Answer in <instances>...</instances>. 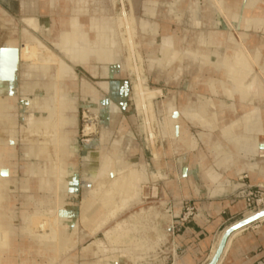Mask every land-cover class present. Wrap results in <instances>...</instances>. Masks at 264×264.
<instances>
[{
	"label": "rangeland",
	"instance_id": "1",
	"mask_svg": "<svg viewBox=\"0 0 264 264\" xmlns=\"http://www.w3.org/2000/svg\"><path fill=\"white\" fill-rule=\"evenodd\" d=\"M24 1L0 0V47L10 45L11 41L18 51L26 45L37 47L41 58L54 54L55 61L48 63L50 75L47 78L45 73L40 74L43 63L19 60L15 99L6 97L7 103H1L0 98V147L13 146L15 154L9 165L0 170V184L5 195L9 196V206L5 205L4 208L12 229L8 248L0 251V264H152L155 248L159 242L161 248L168 245L169 235L174 230L173 218H164L165 215L169 216L167 212L171 206L164 180L167 178L166 183H169L173 166L179 164L180 167L190 161L189 164H194V168L199 170L197 176L213 169L212 173H218L221 177L213 184L216 186L215 193L231 190L230 186L224 187L222 183L229 176H234L235 172L227 177L214 167V151L217 149L213 143L219 140L218 147L228 145L231 149L227 151L232 152L231 145L227 143L228 137L221 139L226 134L225 127L241 123L240 118L250 108L249 105L243 106L237 94V86L232 79L236 70L231 55L236 52L246 56L251 66L248 77L240 81L247 84L254 77L264 81L263 45L248 48V34L240 27L246 0H99L98 5L86 0L82 13H78L80 0H60L65 8L61 4L60 9L55 7L52 12L47 4L42 8L44 11H28ZM259 2L264 6V0ZM93 10L98 12V20L105 21L117 31L114 40L118 46L101 47L94 41L96 52L87 63L77 64L55 44L60 40L62 29L70 28L71 21L78 20L81 26H88L94 17ZM124 11L133 18L132 24L126 25L120 21ZM32 18L52 26L48 36L41 35L34 28L29 22ZM211 32H218L229 39L225 43L227 60L222 58V62H217L220 69L214 67L216 63L214 66L200 67L201 63L207 61L202 50L210 46ZM253 32L250 30L249 34ZM129 34L143 62L141 76L145 79L144 85L161 92L152 102V129L159 134L158 124L165 123L168 111L183 109L189 117L192 116L190 120L184 118V123L186 132L194 136L192 138L197 142L194 151H175L171 146L174 144L172 138L164 131L163 142L157 138L155 146L147 143L144 122L135 102L134 86L138 79L131 71ZM255 35H264V23ZM165 39L174 40L175 49L174 41L165 43ZM193 47H196L195 50ZM169 49L174 51L173 57L170 54L167 57ZM192 61L195 62L193 65ZM62 65L65 67L63 70L60 69ZM223 68L228 69L229 77L223 78ZM27 81L29 85L24 86ZM40 84L49 87L37 88ZM38 97L44 102L36 104L34 101ZM230 102L234 103V114H231L229 106L224 105ZM237 102L243 111L240 117L236 113ZM31 114L41 115V119L31 122ZM93 127L95 130L92 133H85L86 129ZM59 131L70 139L62 145L63 150L55 142V135ZM207 135L213 137L210 145L206 144ZM31 145L40 150L39 158L29 155ZM155 149L160 155L162 172L167 177L153 180L150 174L158 172L152 161V151ZM64 150L68 152L67 155ZM190 153L200 155L202 164L195 158L191 160ZM106 156L113 161L119 160L125 168L101 174L99 168ZM211 158L212 165L209 166ZM258 159L264 158L258 156L257 161H260ZM131 171L146 174L148 178L140 183L141 201L91 232L89 226L99 225L104 216L97 214L83 224L84 201L92 192L101 193L109 187L110 182L119 177L122 179ZM179 174L172 178L177 180ZM59 175L65 177L66 184L57 185ZM200 182L212 185L211 180ZM26 184L27 188L24 189ZM152 207L159 213L158 217L143 220L144 227L131 232L121 245H110V241L104 237L105 232L142 209L150 212ZM56 209L64 229L76 230L69 242L75 239L77 242L66 247L60 245L56 252L52 248L40 250L37 239L24 231L28 222L23 215L37 214L44 221L52 220L54 215L51 212ZM111 209L112 206L104 214ZM154 222L157 230L154 229ZM35 230L43 232L41 229ZM47 230L49 232V228ZM137 240H140L139 245ZM101 241L105 245L99 244Z\"/></svg>",
	"mask_w": 264,
	"mask_h": 264
},
{
	"label": "bare ground",
	"instance_id": "2",
	"mask_svg": "<svg viewBox=\"0 0 264 264\" xmlns=\"http://www.w3.org/2000/svg\"><path fill=\"white\" fill-rule=\"evenodd\" d=\"M80 1H81L80 3L81 5H80L78 13H82L84 11V5L86 3V0H80ZM89 1L93 5H98L99 3V0H89ZM62 2L63 1H60V0H57V2L56 0H34V1L25 0L23 4L25 5V8L28 11H35V10L41 11L43 10L42 8L44 7V5L47 4L49 5V8L51 9V12H52V10H54L55 7H58L60 9L61 8L60 5L62 4ZM62 5H63L62 8H65L64 4ZM241 9H240V12H241ZM215 12L217 11L215 10ZM97 13L98 12L96 10H93L94 17L90 19L88 26H81L79 21L75 20V21L70 22L69 29L64 28L62 29L60 33V40L57 41V43L55 44V47L59 49L64 55L72 59L74 63L85 64L90 60L94 52H96V50L94 49V46H95L94 41L98 42L101 47L109 46L110 48L111 47L114 48L118 46L116 44L117 42L115 43V40H114V37L116 36V34H118L117 31L114 29V27L112 26L110 27L108 24H106L105 21L98 20V18H96ZM132 19L133 18L131 17V15L128 16L127 13L124 11L123 16L120 18V21L122 22V24L124 23L126 25H129L132 22ZM29 22L33 24L34 28L43 36L45 35L48 36L49 34L48 31L52 29L51 28L52 26L50 27L49 23L44 24L42 23V21L37 22L34 18L30 19ZM53 23H51V25H53ZM263 23H264V6L261 5L259 0H246L245 7L242 12V19H241L240 27H242L248 34V38H249V41H247L248 48L252 49L253 47H256L257 44L264 46L263 43H260V41L257 40V36L255 35ZM250 30L251 32L252 31L254 32L249 34ZM142 31H145V29H143ZM91 34L93 35V37L91 36ZM228 40H229L228 37L223 36V34H219L218 32H214V33L211 32L210 46L202 50L204 52V55L207 58V61L204 62L203 64L201 63L200 67L205 68V66L207 67V65L214 66L215 65L214 63H216L214 67L216 69H220V66L217 65V62H220V61L222 62L223 61L222 58H225L227 60V55H226V50H225L226 48L225 46L227 45H225V43L228 42ZM172 41L174 40L165 39L164 42L171 43ZM128 42H129V49H130L129 60L132 63L131 71L134 74H136L137 79H138V82H136L134 86L135 102L138 108V113L144 122L143 128L147 133V137H146L148 141L147 143L150 142L151 145L155 146L157 138L161 139L163 142L162 131H164L165 134L168 132L169 136L172 138L174 144L171 146H173L175 151L184 152V150H187V149L188 151L189 150L194 151V148L196 147L197 142L196 140L195 141L193 140L194 136H192L189 132H186L185 123H184V118H187L190 120L192 116L189 117L190 115H187L183 109L173 108L168 111V115L165 120V123L163 125L158 124L159 134L156 133L152 129L151 127L152 125L151 123H153V118H152L153 104L152 102L155 98H157L159 94H161V92L150 90L148 87L144 85L145 79H143L142 78L143 76H141L142 71H144L142 70V67H141V64H143V62L141 63L139 54L137 53V50H136V44L134 43L131 34H129L128 36ZM175 45H176V42L174 41L173 49H175ZM0 48L1 49L2 48L17 49L13 41L10 42V45L8 43V45H4ZM195 48L196 47H193L192 49L195 50ZM169 54L171 57H173L175 53L174 51L171 52L169 49V51H167V54H166L167 57ZM231 56L233 59L232 63L235 65V70H236L234 74V78L232 79L235 85L237 86V92H238L237 94H239V98L243 101V106L249 105L250 108H249V111L246 113V115L240 118L241 123H237V124H233L231 126L225 127L224 131H226V134L223 135L221 139L224 138L225 136L228 137L227 143L230 144L232 147L231 153H229L222 146L218 147L219 140L216 141L217 144L213 143V147L214 148L216 147L217 149L214 151L216 155V159L213 162L214 167H216L219 171L223 172L224 176H227L229 174L232 175V172H235L234 169L241 170L245 168L247 173L253 172L252 170L254 169L255 166H257L256 165L257 162L254 159H256V157L258 156H261L262 153L260 149H264L263 148L264 144L260 145L264 139V109L260 108L264 102V87H263L264 81L262 82V80H260L257 77L252 78L247 84L240 81V79H244L245 76L248 77L249 73L251 72V66L246 56L236 53V52H234L233 55ZM229 58H230V55H229ZM19 60L38 61V62L43 63L44 68H40L41 69L40 74L45 73L48 78V75H50L48 63L55 61V55L51 54L48 58H41L38 53L37 47H30L29 45H26L24 48L18 51V62ZM194 63L195 62L192 61L191 65H193ZM64 68L65 67L62 65L60 69L63 70ZM19 69H20V65L17 64V69L14 75V79L12 81L0 80L1 103H7L6 97L9 98L10 96H12V100L15 99V96L18 91L17 82L19 79ZM221 74L223 78L229 77L228 69L223 68ZM29 75L31 76V74H28L27 76ZM25 78H26V74H25ZM26 85H29L28 81L25 83L24 86ZM47 87L49 86L40 84L37 88L46 89ZM39 92H42V90H40ZM34 102H36V104H39L40 102H44V99H42L41 97H38ZM1 103H0V106H1ZM24 105H28V104L24 103ZM224 105L229 106L231 108V111H232L231 114L235 113L233 102L224 103ZM40 116L41 115H38V114H31L30 121L32 122V120L41 119ZM12 123H14L13 120H12ZM239 124H241L242 126ZM94 130H95V127H93V129H86L85 133L90 134ZM185 136H188V137L186 138ZM206 138L208 140L206 144L207 145L212 144L211 141H213L212 139L213 137L211 135H207ZM69 141L70 139L66 137L65 135L61 134L60 131L56 133L55 142L57 145L62 146V145L67 144ZM182 147L185 149L181 150ZM63 149L65 148L62 146V150ZM39 151L40 150H38L35 145H31V151L29 152V155L32 157L39 158ZM63 152L66 155L68 154V152L65 150ZM199 156L200 155L198 154L190 153L191 160H194L195 158L198 163L202 164V159ZM14 157H15V154H14L13 146L11 147V146L5 145L3 147H0V170H3L6 166H8L10 159ZM243 159H247L248 163H244ZM118 161H113L108 156L102 159V162L99 168L101 170V174L102 173L110 174L118 170L119 171L123 170L125 167L122 166L120 161L119 162ZM152 161L155 167L158 169V172L151 173L150 178L155 180L158 178L160 179L163 177H167L166 174L162 172L163 166H162L160 155L157 149L152 151ZM249 161L252 162L251 165ZM262 162L264 163V159ZM193 163L196 164V162H193ZM184 166L186 169L185 168L183 169V174H182L181 179H186L188 177V173H187L188 170L194 169V164L187 165L185 163ZM147 168H148V165H147ZM212 171L213 169H211V171H203V174H201L202 176H196V177H193V179L195 181L199 180V182L200 180H204V181L211 180V184L213 185L221 177H220V174L215 173V172L213 174ZM147 180L148 178L146 177V174L144 175V174L137 173V171H131L129 174L124 176L122 179L121 177H119L118 179H115L112 183L110 182L109 187L105 189L104 191H102L101 193H97V191L92 192L91 195L87 197V199L84 201V204H85L84 206L86 207L85 209H83V212H82V216H81L82 223L86 224L88 222V219H90L91 217L97 214L99 215L102 214L104 216V219L99 225H94L93 227L89 226L90 231L95 232V230L99 226L101 227L103 224H106L108 221L116 217V215H118L120 212H123L126 209L130 208L131 206L138 204L141 201L140 199L141 197L139 193L141 192L139 191V187L141 185L140 183L145 182ZM190 180H192L191 177H190ZM64 183L66 184L67 180L65 179V177L59 175V179H57V185L58 184L63 185ZM170 183L171 182H169L168 185H171ZM102 185L103 183H101L100 186ZM172 186L174 185L172 184ZM26 188H27V184L25 185L24 189ZM114 188H116V190ZM4 192L5 190L3 189V186L0 184V230H1L0 231V251L2 249L8 248L9 236L11 235V230H12L11 226H9L10 225L9 220L6 215L7 212L5 211V208H4L5 205L9 206V203H8L9 196L5 195ZM111 206H112V209L108 211L107 214H104L105 210ZM57 212H58L57 209L55 211H52L51 213L54 215V218L52 220L46 219L45 221L44 219L39 217V215L37 214L29 215V216L23 215V219L28 222L27 223L28 225L24 228V231L26 232L28 231L30 235H32L35 239H37V247L40 250H47L48 248H52V250L56 252L58 246L60 245L66 247V246L73 245L77 242L76 239L71 240L69 242V238L74 237L76 230L74 229L73 231H66L64 229V226H62L64 224H61L60 216L58 217L56 214ZM147 213H149V216ZM158 214L159 213L153 207L150 209V212H147L144 209H142L139 213L132 214L129 217V219L123 222H117L110 230L104 233V237L108 239L107 241H110L109 243H111L110 244L111 246L112 244L114 245H118L120 243L122 244V241H124L126 237L128 238V235H130L131 232L133 233L137 232L142 227H144L143 220H145L146 218L154 219L158 217ZM164 218L167 220H170V217H168L167 215H165ZM4 226H9V227H4ZM36 228L43 230V232L41 233V231L39 230L36 231L35 230ZM46 228L47 229L49 228V232ZM154 229L157 230V226L155 222H154ZM240 230H237L236 232H234L230 236V238L233 240L239 235H241L242 231ZM157 232H159V234L162 233V231H157ZM221 239H222V236L218 237L217 240L215 241L214 248L213 250H211L212 254L210 253L211 254L210 260L213 258L221 242ZM139 243H140V240H137L138 245ZM99 244L105 245V243H103L102 241L99 242ZM141 249H140V252H141ZM58 252H61V250H58ZM223 260H224V257L221 260H219L220 262L218 261V263L221 264ZM105 264H117V263L106 262Z\"/></svg>",
	"mask_w": 264,
	"mask_h": 264
},
{
	"label": "crops",
	"instance_id": "3",
	"mask_svg": "<svg viewBox=\"0 0 264 264\" xmlns=\"http://www.w3.org/2000/svg\"><path fill=\"white\" fill-rule=\"evenodd\" d=\"M256 36L260 43L264 42V35ZM262 49L264 58V46ZM236 105L238 107L237 116L240 117L243 111L239 108V102ZM262 105L260 108L264 109V102ZM263 144L264 139L260 145ZM223 147L226 150L230 148L228 145ZM261 150L262 155L259 157L264 158V149ZM257 158L254 159L257 166L254 167L253 172L247 173L245 168L234 169L238 172L234 176H229L227 181H223L224 187H231L228 192L215 193L216 186L195 181L193 177L199 174L197 168L188 170L186 179H180L185 167H179V164L173 166L170 170L171 185H168L166 180H164V185L167 188L166 196L171 205L167 213L168 217L173 218L174 230L169 235L168 245L161 248V242H159L158 247L155 248L152 264L209 263L211 250L218 236H223L225 230L245 217L254 215L242 193L247 188L255 190L258 187H264V163L263 159L257 161ZM247 161L243 159L244 163H248ZM185 163L189 164L190 161ZM211 165L212 158L209 166ZM177 174H179L177 180L172 178ZM172 184L175 186L173 190ZM187 209L190 210L189 215H186ZM240 231H242L241 235L233 240L230 238L221 257V259L224 257L221 264H258L264 260V219ZM169 233L170 229H168Z\"/></svg>",
	"mask_w": 264,
	"mask_h": 264
},
{
	"label": "water",
	"instance_id": "4",
	"mask_svg": "<svg viewBox=\"0 0 264 264\" xmlns=\"http://www.w3.org/2000/svg\"><path fill=\"white\" fill-rule=\"evenodd\" d=\"M18 64V50L17 49H7L2 48L0 49V80L2 81H12L14 79V75L17 69ZM264 148V146H263ZM264 218V210L246 217L242 219L240 222L232 225L227 230H225L221 242L208 264H217L222 256V253L226 247V244L230 238V236L246 226H249L261 219Z\"/></svg>",
	"mask_w": 264,
	"mask_h": 264
},
{
	"label": "built area",
	"instance_id": "5",
	"mask_svg": "<svg viewBox=\"0 0 264 264\" xmlns=\"http://www.w3.org/2000/svg\"><path fill=\"white\" fill-rule=\"evenodd\" d=\"M243 197L247 201L248 207L251 213H258L264 210V187H258L255 190L247 188L242 193ZM190 210H186V215H189ZM188 217V216H187ZM258 264H264V260Z\"/></svg>",
	"mask_w": 264,
	"mask_h": 264
}]
</instances>
